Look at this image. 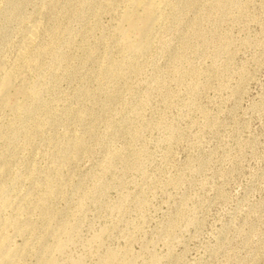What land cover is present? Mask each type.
<instances>
[{"label": "rangeland", "instance_id": "1", "mask_svg": "<svg viewBox=\"0 0 264 264\" xmlns=\"http://www.w3.org/2000/svg\"><path fill=\"white\" fill-rule=\"evenodd\" d=\"M130 1L0 0V264H264V0Z\"/></svg>", "mask_w": 264, "mask_h": 264}, {"label": "bare ground", "instance_id": "2", "mask_svg": "<svg viewBox=\"0 0 264 264\" xmlns=\"http://www.w3.org/2000/svg\"><path fill=\"white\" fill-rule=\"evenodd\" d=\"M130 1V0H129ZM160 1V0H159ZM167 1V0H166ZM163 2V1H162ZM161 2V3H162ZM156 2H154V0H146V1H142V0H131L130 3L128 5H126V8L124 9L123 13H121V18L119 19L120 21L116 23L117 26H115L116 28V34L119 37V40L121 45H123V47L125 48V50L130 53V54H134L137 56V54L142 53L143 51H146L148 45L150 44V42L152 41L153 36L155 34V27L156 24L158 23V25L160 24V17L158 18V10H160L159 6H156L155 4ZM159 3V2H158ZM157 3V4H158ZM127 4V3H126ZM164 4V3H162ZM160 5V4H159ZM125 7V6H124ZM123 7V8H124ZM163 7V5H162ZM161 7V8H162ZM159 8V9H158ZM163 9V8H162ZM163 12V11H162ZM161 14V12H160ZM163 15V13H162ZM159 19V22H157V20ZM37 23V22H36ZM39 23H37L38 25ZM41 24V23H40ZM34 25V24H33ZM36 25V24H35ZM36 25V26H37ZM42 25V24H41ZM32 26V24H31ZM30 26V27H31ZM36 26H32V28L29 27V30L26 32L21 44L19 45L20 47L18 48V55L17 59L15 60V64L14 67L17 69V65H19V63L25 58L26 56L29 55L28 52L30 51V48L33 44L35 35H36ZM39 27V26H38ZM40 28V27H39ZM157 28V27H156ZM42 29V28H41ZM159 29V28H158ZM27 30V29H26ZM39 32V31H38ZM158 32V31H157ZM38 35V34H37ZM115 36V34H114ZM156 36V35H155ZM35 42V41H34ZM152 43V42H151ZM35 45V43H34ZM33 45V47H34ZM151 45V44H150ZM150 47V46H149ZM17 54V53H16ZM31 54V53H30ZM144 54V53H142ZM34 55V54H33ZM48 55V54H47ZM132 55V56H134ZM141 56V55H140ZM139 57V56H138ZM137 58V57H136ZM24 61V60H23ZM11 65V64H10ZM9 65V66H10ZM21 66V65H20ZM134 66V65H133ZM11 69H6L3 70V72L0 75V102H2L1 104L4 107H9L12 108L13 106L15 107L16 105L19 104L15 103V100L17 99V97L13 96V92L18 91L17 94H19V92H24L23 86H17V88L14 87L13 84V66H10ZM9 67V68H10ZM23 75V74H22ZM18 76V75H17ZM16 77V76H15ZM18 78V77H17ZM17 80V79H16ZM24 80V79H23ZM18 81V80H17ZM21 84V83H20ZM27 84V83H26ZM17 85V84H16ZM25 86V85H24ZM29 86V85H28ZM37 86L39 87V85L37 84ZM27 87V86H26ZM25 87V88H26ZM33 89H31L34 94V96L36 97V99H38V95H39V89L36 86H31ZM30 87V88H31ZM28 88V87H27ZM28 92V90H27ZM16 94V93H15ZM21 95H23V93H20ZM26 94V93H24ZM30 94V92H29ZM28 95V94H27ZM19 97V95H18ZM22 97V96H20ZM25 97V95L23 96ZM34 98V97H33ZM19 99V98H18ZM21 100V98H20ZM34 101V100H33ZM36 101V100H35ZM1 105V106H2ZM32 105V104H31ZM34 105V104H33ZM0 106V107H1ZM18 109V107H16ZM35 107L31 106L28 107V111H32V110H36L34 109ZM7 109V108H6ZM15 109V108H14ZM1 110V109H0ZM4 109L2 108V111ZM23 110V109H22ZM9 111V110H7ZM18 111V110H16ZM24 111V110H23ZM27 111V112H28ZM36 112V111H34ZM15 113V112H14ZM13 113V114H14ZM22 113L19 111V114ZM32 113V112H31ZM40 113V112H39ZM27 115V114H26ZM21 116V115H20ZM37 116V115H36ZM18 117V116H16ZM25 118V117H23ZM21 119V118H20ZM18 120V118L16 119ZM22 120V119H21ZM20 120V121H21ZM25 120V119H24ZM23 120V121H24ZM22 121V122H23ZM15 122V121H14ZM19 122V120L17 121ZM39 122V119H38ZM16 123V122H15ZM25 123V121H24ZM34 124V123H33ZM24 125V124H23ZM21 122L17 123V125L15 126L13 124V126H15V130L17 131H21V130H25L24 127ZM13 131V130H12ZM25 132V131H24ZM23 132V133H24ZM13 133V132H11ZM17 133H14L15 135ZM22 133V132H20ZM11 138V137H10ZM15 138V137H14ZM13 139V138H12Z\"/></svg>", "mask_w": 264, "mask_h": 264}]
</instances>
